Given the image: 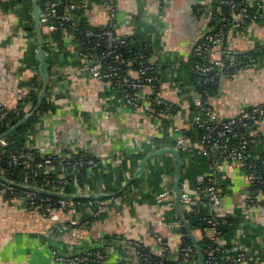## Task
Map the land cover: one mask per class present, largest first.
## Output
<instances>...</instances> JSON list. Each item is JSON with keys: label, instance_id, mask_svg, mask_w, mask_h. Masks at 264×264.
<instances>
[{"label": "crops", "instance_id": "1", "mask_svg": "<svg viewBox=\"0 0 264 264\" xmlns=\"http://www.w3.org/2000/svg\"><path fill=\"white\" fill-rule=\"evenodd\" d=\"M102 1L94 0L85 12L88 25L104 23L106 6ZM113 1L117 6V32L143 46L148 62L153 63L159 76L158 95L174 104L173 118L165 124L161 125L153 114L126 104L115 86L93 78L77 54L81 47L65 31L42 34L48 74L45 86L32 16L37 3L0 0V101L9 111L20 107L25 113L23 117L34 111L15 129L37 115L26 130V147L48 157L81 152L99 161L96 170L87 168L82 186L73 174L75 193L68 196H82L85 187L87 196L101 195L89 197L90 201L108 206L106 212L96 217L89 215L85 204L57 209L52 219L44 217L39 208L27 205L21 196L0 194V264H68L57 259V255L71 256L100 248L109 249L102 264H135L134 250L127 241H138L154 251L160 238L174 253L180 247L183 230L188 234L183 224V220L188 222L184 215L187 210L180 205L182 219L175 202L161 208L156 201L158 193L173 189L176 183L175 154L153 153L173 148L179 130L197 129L191 53L218 9L214 0H198L195 9L196 0ZM256 1L248 0L253 5ZM260 1L262 20L252 21L243 29L230 28L226 45L242 52L264 47V0ZM221 56L217 47L212 57ZM216 86L209 102L221 119L264 104V56L255 66L221 75ZM43 88L42 101L46 98L50 107L40 113L41 104L35 107ZM35 94L34 106L31 99ZM143 95L142 101L147 105L149 92ZM174 128L178 131L174 132ZM250 133L258 136L253 156L264 155V122L251 126ZM199 149L200 140L196 142V152L181 157L177 150L181 178L182 169L192 174V178L180 180V185L195 194L198 174L216 176L225 194L218 213L220 220L228 223L222 232L223 243L244 247L250 264H264V205L245 202L248 182L242 166L212 157L206 161L199 157ZM73 220L78 221L76 226L60 225ZM188 224L197 241L209 234Z\"/></svg>", "mask_w": 264, "mask_h": 264}, {"label": "built area", "instance_id": "2", "mask_svg": "<svg viewBox=\"0 0 264 264\" xmlns=\"http://www.w3.org/2000/svg\"><path fill=\"white\" fill-rule=\"evenodd\" d=\"M37 0H35L36 2ZM94 0H45L40 7V26L42 34H50L56 31H65L76 39V43L83 47L78 50V56L83 60L86 70L90 75L100 81H106L115 86L121 94L123 101L145 112L153 114L159 122L163 119L173 118L170 111L174 108L160 96L156 95L159 76L152 62L143 63V55L136 53L126 57L125 53L131 52V42L128 36L117 32V6L113 0H103L106 6L105 21L101 26L88 25L82 27L81 17ZM37 3V2H36ZM221 3L230 8V13L220 11L212 17V23L206 30L201 41L193 48L191 56L194 58L193 68L204 81L212 80L225 68L221 58L212 57L214 50L219 47L221 54L230 61V66L236 71L257 65L253 58L240 60L244 52L233 49L225 44L226 33L230 28H245V21H255L263 18V5L260 0L255 3L256 11L250 12L241 2L236 0H222ZM52 42V38L50 37ZM137 63L139 68L129 70L127 65ZM154 93L155 96H147L148 104L142 101L144 92ZM193 106L195 108L194 121L201 127L199 154L216 158L223 162L234 161L242 166L248 185L263 183L264 176L260 167L253 161L250 150L257 145L258 136L250 133V128L255 123L264 122V104L254 106L242 112L231 115L228 118H219L217 112L211 107L207 98L194 90ZM155 106H161L156 109ZM154 107V108H153ZM17 111V110H16ZM9 110L0 101V129ZM174 132L178 131L174 128ZM0 131V146H8L10 142L4 138ZM174 147L179 151L187 152L193 149L194 142L189 135L179 130L176 135ZM74 155V154H73ZM73 155L45 156L39 151L29 147H20L9 152L8 168L13 171L22 167L27 171L37 174L39 169L50 170L55 164L63 165L66 160H73ZM83 156V155H82ZM86 164L89 170L97 167L99 161L86 158L83 161H74L72 168L78 170ZM264 172V169H263ZM0 170V194L15 197V189L21 188V198L25 203L40 209L44 217L54 219L57 209L75 208L85 204L89 209V215L96 217L107 211L106 203L87 201L81 203L78 198H71L60 193L54 185L51 189L39 188L27 183H16ZM59 179L63 184L67 183L64 175ZM81 195L89 193L82 187ZM195 194L189 193L183 185H180L179 201L181 207L197 217L199 224L197 230H206L208 235L201 237L204 241L202 252L204 264H250L246 249L237 244L227 245L222 241L220 230L219 207L224 201L225 194L220 187L219 180L211 173H200L196 176ZM41 191L46 193H41ZM56 196V198H53ZM245 202L251 206H262L264 202V187L260 189L247 188L244 194ZM156 201L161 208L174 205V191L168 189L156 195ZM208 206V212L206 207ZM88 221H85L87 223ZM181 222V219L178 220ZM78 221L61 222L63 228L73 227ZM159 246L152 251L161 260L173 264H200L197 249L194 244L180 246L173 253L158 238ZM127 245L134 250L135 264L145 263L149 255L146 248L138 241H127ZM108 248L89 250L83 254L64 255L58 254L57 259L68 264H102ZM166 263V262H165Z\"/></svg>", "mask_w": 264, "mask_h": 264}, {"label": "trees", "instance_id": "3", "mask_svg": "<svg viewBox=\"0 0 264 264\" xmlns=\"http://www.w3.org/2000/svg\"><path fill=\"white\" fill-rule=\"evenodd\" d=\"M44 1L45 0H37L36 2L40 7H42V5L44 4ZM221 1L222 0H214V3L216 4V7L218 10H216L215 14L213 13V15H217L220 11L225 12L227 14L230 13V8L227 5L221 3ZM236 1L237 2L239 1L243 5H245L250 12L254 13L256 11L255 4L254 5L250 4L248 2V0H236ZM81 19H82L81 20L82 27H87L88 24L85 21L84 16L81 17ZM259 20H262V19H257L255 21H259ZM250 22H252V21L247 19L245 21L244 27ZM240 29H243V28H240ZM56 32H60V30L56 31ZM56 32H54V33H56ZM128 38H129V41L131 42V47H130L131 52L125 53V56L132 58V56L135 55L136 53H140L143 55V63L146 64L148 62V54L144 51L143 46L139 45L137 42H134L131 39V37H128ZM43 41H44V39H43ZM82 48H84V46L81 47V49ZM43 49H45L44 42H43ZM262 56H264V47L257 46L252 50L244 52V56L241 55L239 59L240 60H247V59L249 60L250 58H253V59L259 61V59ZM221 59L223 60L224 65H225V68L223 69V71L219 75L215 76L212 80L205 82L204 77H201L194 70V68H193L194 58L191 56L192 73H193V86H194L193 88H194V90L199 92L202 95V97L207 98L208 101L210 100L211 95H213L217 89L216 82L220 79V76L225 75V74L232 75L235 72H237L233 67L230 66V61L228 60V58L225 55H222ZM139 66L140 65H138L135 62V63H131L130 65H127V69H129V70L134 69L135 70V69L139 68ZM158 88H159V85L157 87L156 95H158ZM149 96L154 97L155 91H154V93L149 92ZM31 100L33 102V105L35 106L36 102H37V95L36 94L33 95ZM166 102L173 104L170 101H166ZM49 104L50 103H48L46 98H44L40 107L38 108V111L40 113H42L44 111L49 110V107H50ZM172 106L174 107V104ZM160 107L161 106H155L156 109H159ZM19 108L17 111L14 110V111L8 112V115L5 118V120L2 124V127L0 129V131L3 132V134L5 136L4 138L10 142V144L8 146H4V147L0 146V170H2V171L4 170V172H6L5 173L6 177L10 180H13L16 183H27V184L35 185V186H37L39 188H43V189H48V188L51 189V187L54 185L55 187H57V190H59L60 193H62V194L69 195L71 193H75L74 177H72V176L74 174L79 185L82 186L83 183L85 182V172L87 171L88 166L86 164H84L83 166L79 167L78 170L75 171V169L72 168V163L74 161L85 160L86 158L89 157V155H87V154H83L81 152L74 154L73 160H66L63 162V165L55 164V167L51 171L45 170L43 168L39 169L37 171L36 175H33V173L27 171L26 169H24L22 167H18L17 169H14L13 171H11V169L8 168L7 161H8V157H9V152L14 150V149H19L20 147L25 146V142L27 141L26 140L27 137L25 136L26 130L29 129V127H31L34 124V122L37 120V115L34 114L32 116V118L25 125L17 128V129H15V128L12 129L13 126L25 115V113ZM174 108L170 111V113H171L170 115H172L174 113ZM194 114H195V112H194ZM167 120L168 119H163L161 125L165 124ZM196 125H197V129H195V132H190V131L188 132V131L184 130V133L189 135L191 137V139L193 140L194 146H193V149H191L190 151H187V152H183V151L179 150L181 157H184V154H188L190 152L192 153L193 151L196 152V150H197V149L195 150V145H196V142H198L200 140V137H201L203 131L197 123H196ZM196 140H198V141H196ZM254 148L255 147H253L250 150V154L253 158V161H255L256 164L260 167L262 175L264 176V172H263L264 155L254 157L253 156ZM199 157H201L202 159H205L206 161L210 158V157L204 156V155H200ZM91 170H96V167L91 168ZM61 173L65 174V178L67 180L66 184H63L61 182V180L59 179V176ZM95 173H96V171H95ZM185 178H189V179L192 178V174H191V172H187V171L184 172V170L182 169L181 180H184ZM261 187H264V181L261 184L256 183V184L248 185V188H250V189H260ZM21 191H22V189L17 187L15 189V196H20ZM53 198H56V196H53ZM78 201H80L81 203H86L87 201H89V199L85 200L82 198H78ZM262 204L264 205V202ZM184 215H185V218L190 223V226L192 228L196 227L199 224L197 217L194 216L191 212H186ZM220 221L221 222H220L219 228L222 232H224L226 230L228 223H227V221H226V223L223 220H220ZM183 231H184V235H183L181 242H180V246H182V247L187 245V244L192 243L187 232L185 230H183ZM198 244H199L200 250L204 251V249H205L204 248V241H198ZM146 252L149 255L145 258L146 259L145 263H149V264H173L171 262L161 260L157 255H155L153 252H151L148 248H146Z\"/></svg>", "mask_w": 264, "mask_h": 264}, {"label": "water", "instance_id": "4", "mask_svg": "<svg viewBox=\"0 0 264 264\" xmlns=\"http://www.w3.org/2000/svg\"><path fill=\"white\" fill-rule=\"evenodd\" d=\"M198 0L195 1V4L193 5L194 9H195V6L198 5ZM39 13H40V9H39V6L37 4H34V10H33V21L35 22V26H36V29H37V33H38V43H39V57L41 58L40 61H41V64L39 66V69H40V72L44 78V84L45 86L47 85V82H48V74H47V66L44 62V58H43V38H42V32H41V26H40V18H39ZM44 92H45V88H43L42 92L40 93L39 95V98H38V103H37V106L35 107V109H37L39 107V105L41 104L42 102V98H43V95H44ZM33 112L29 113L28 115H26L25 117H23V119H21L12 129L22 125L27 119H29V117L32 115ZM166 151H170V152H173L175 154V157H176V163H177V173H176V183L173 187V191H174V202H175V206L177 207V210H178V213L180 214V216L182 217V214H181V208H180V201H179V194H180V180H181V173H180V156L178 154V151L175 147H170V148H163V149H159L157 151H155L153 153V155H159V154H162ZM142 166L140 167L139 169V173L142 171ZM41 193H46V192H43L41 191ZM71 198H83V199H88L89 197L90 198H100L101 195H92V196H70ZM183 219V217H182ZM183 224L185 225V227L187 228V231H188V236L190 237L192 243L195 245L196 249H197V252H198V256H199V260H200V264H204L203 262V257H202V253H201V250H200V247H199V244H198V241L196 240V238L194 237V235L192 234L191 230H190V227H189V224L188 222H186V220H183Z\"/></svg>", "mask_w": 264, "mask_h": 264}]
</instances>
